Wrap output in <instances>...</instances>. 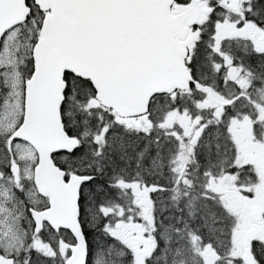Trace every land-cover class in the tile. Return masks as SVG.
<instances>
[{
  "label": "snow or ice",
  "instance_id": "obj_1",
  "mask_svg": "<svg viewBox=\"0 0 264 264\" xmlns=\"http://www.w3.org/2000/svg\"><path fill=\"white\" fill-rule=\"evenodd\" d=\"M0 264H264V0H0Z\"/></svg>",
  "mask_w": 264,
  "mask_h": 264
}]
</instances>
